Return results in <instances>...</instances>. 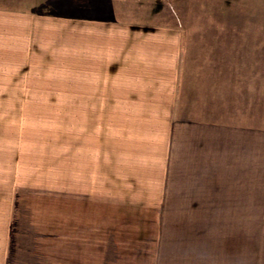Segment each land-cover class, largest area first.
<instances>
[{
  "label": "crops",
  "instance_id": "0c3cea01",
  "mask_svg": "<svg viewBox=\"0 0 264 264\" xmlns=\"http://www.w3.org/2000/svg\"><path fill=\"white\" fill-rule=\"evenodd\" d=\"M64 1L0 0V82L39 66L49 77L72 66L74 76L73 90L0 98L73 99L75 114L90 116L83 153L76 140L83 184L77 175L73 193L30 204L16 237L25 249H0V264H158L161 221L133 212L223 195L238 169L251 181L256 127L238 119L235 88L242 67L264 66V27L227 26L224 13L185 6L197 0ZM233 3L230 19H264V0Z\"/></svg>",
  "mask_w": 264,
  "mask_h": 264
},
{
  "label": "rangeland",
  "instance_id": "374dc122",
  "mask_svg": "<svg viewBox=\"0 0 264 264\" xmlns=\"http://www.w3.org/2000/svg\"><path fill=\"white\" fill-rule=\"evenodd\" d=\"M204 1H192L185 6L193 4L196 10L209 14L224 13L227 26L264 27V19L260 17L230 19V11L235 9L233 0H212L208 4ZM248 7L249 3L243 2L242 11L245 10L246 16L250 15ZM66 51L72 52L69 47ZM47 69V66H39L35 68L39 73L33 75L23 69L17 74L2 76L9 80L0 82V92L22 94L27 89L73 90L72 66L51 68V75H54L51 77L46 73L41 75V71ZM241 69V90L240 85L235 88L242 92L241 101L237 99L236 103V107L241 108V118L238 119L242 126L251 122L257 134L251 181L240 178L245 176V171L239 172L241 169H238L232 173L238 175L237 179L230 180L232 185L223 189V195H196L193 199L203 201L191 204L178 200L167 204L164 211L133 212L145 218L153 214L155 220L161 221L155 248L158 264H264V66ZM73 101L64 98H0L2 250L25 249L16 242V237L26 231L22 222L18 225L19 218H25L27 214L29 219L33 217L28 212L30 204L46 206L49 199L57 197L60 192L73 193L77 175L79 188L84 182V161L76 154V140L79 139V151L83 153L85 148L80 140H90V116L75 114ZM97 138L95 134L94 141ZM99 187L104 188V180ZM11 236L14 241H10ZM105 238L102 235L98 238L102 239L98 243L100 250L109 249L108 242H102ZM137 261L143 264L144 260Z\"/></svg>",
  "mask_w": 264,
  "mask_h": 264
}]
</instances>
